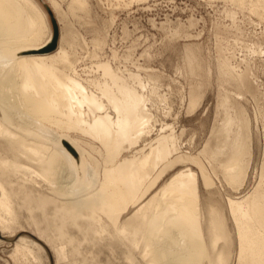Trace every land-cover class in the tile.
I'll list each match as a JSON object with an SVG mask.
<instances>
[{
  "label": "bare ground",
  "instance_id": "obj_1",
  "mask_svg": "<svg viewBox=\"0 0 264 264\" xmlns=\"http://www.w3.org/2000/svg\"><path fill=\"white\" fill-rule=\"evenodd\" d=\"M81 5L71 10L82 9ZM46 7L36 0H0V237H4L1 229L7 226L8 230L7 224L15 219L13 203L19 201L40 211L33 214L35 220L37 217V233L32 235L36 240L19 238L14 250L34 259L37 257L26 243L39 247L38 241L44 237L53 241L45 227L55 222L59 240L64 238L72 245L110 242L138 264H230L233 259L235 264H264V181L260 179L246 194L224 203L214 186L213 179L218 177L212 178L213 173L222 177V183L233 187L230 191L245 181L252 143L240 103L231 94L219 96L216 120L196 155L178 153L182 145L175 141L173 131L155 133L149 146L136 149L153 130L149 123L154 115L149 116L145 109L150 95L140 94L135 88L140 85L134 87L128 76L123 79L106 65L101 66L105 81L95 82L99 96L86 91L70 75L75 57L63 48L56 50L59 27L55 49L41 52L53 36ZM54 13L58 26L59 15ZM71 31L65 32L70 35ZM70 41L65 43L71 45ZM195 55L188 46L184 63L189 74L196 76L205 67ZM228 67L221 62L222 79L253 94L255 86L251 88L247 75H236ZM202 85L204 82L195 86L196 92L187 100L190 109L198 103ZM105 108L113 115L109 109V113L107 109L100 113ZM56 129L80 131L98 141L103 147L98 151L102 164L92 158V144L85 142L93 148L89 152L78 140ZM129 149L130 155L120 157ZM188 164L197 172L185 168ZM91 165L97 173L98 167L102 169L98 182ZM177 165L185 169L175 168ZM260 168L264 171V164ZM259 177L263 176L259 173ZM77 250L74 245L69 248L73 254ZM58 252L60 257L66 256L63 247Z\"/></svg>",
  "mask_w": 264,
  "mask_h": 264
},
{
  "label": "rangeland",
  "instance_id": "obj_2",
  "mask_svg": "<svg viewBox=\"0 0 264 264\" xmlns=\"http://www.w3.org/2000/svg\"><path fill=\"white\" fill-rule=\"evenodd\" d=\"M36 1L40 6H47L53 13L54 11L58 13L59 20H56L60 33L56 50L58 51L59 47L63 48L67 55H70L71 58L75 57L70 58L72 65L75 61V64L71 65L72 68L70 67V72L74 73H70V75L72 74L71 76L86 91L99 96L100 90L97 85L106 79L101 66L106 65L117 76L126 80L129 77L128 81L134 82L133 86L140 85L134 86L140 94L148 93V95H143L145 97L150 95L147 97L145 109L148 110L149 116L158 115L153 116L156 118L155 120L150 117L149 126L153 130L149 131L151 134H148L145 139L139 141L141 144L139 142L136 144V149H141L145 145L149 146V139L154 138L155 135L169 134L173 131L171 134L175 136V141L179 140L182 145L180 148L179 142L176 143L179 145L177 146L180 150L178 153L198 154L216 120L218 99L223 94H231L230 97L243 107L250 126L252 159L247 167L245 181L242 183L243 186L235 189L236 192L234 189V191H230L233 187L222 183L223 178L211 172L208 165L207 169L209 168L210 174H214H212V178L218 177L213 179L214 186L215 188L217 186V190L221 194L220 198L224 203H227L226 199L230 197L237 199L246 194L260 179L264 181V171L260 168L264 164V15L261 14L264 13L263 0H241V3L236 0ZM77 4H82V9L71 10V7ZM53 6L57 10H54ZM48 21L51 31L49 17ZM68 29L72 30L70 35L65 32ZM70 38L76 43L73 44ZM66 40H71V45L65 43ZM188 46L194 51L196 58H199V63L203 64L201 66L205 67H202L203 73L201 71L200 75L189 74L185 64ZM221 62H224L227 67L229 65L232 69L228 68L234 74L247 75L251 88L255 86L252 88L253 94L243 88L234 87V83L225 82L219 72ZM135 75L139 78L134 79ZM203 78L206 79L203 80ZM134 80H140V84ZM95 82L99 83L95 84ZM203 82L204 85L198 89L199 101L195 107L190 109L187 100L190 101L191 95L196 92L194 87ZM141 84L144 86L143 88ZM229 85L231 86L229 87ZM140 89H143V92ZM148 89L153 90L149 92ZM223 89H225L224 92ZM239 89L243 92L240 93ZM253 95L255 96L253 97ZM102 100L107 103L105 98ZM83 108L86 109L85 106ZM108 109L105 108L100 113H104L105 110L111 111ZM109 114L113 115V111ZM165 114L166 116H164ZM152 122L154 123L151 126ZM162 123L167 127L165 128ZM161 125L164 130L161 129ZM154 128L156 129L154 130ZM56 130L69 135L75 141L78 140L80 146L84 149L87 148L88 151L94 148L95 152H91V156L100 165L102 164V157L98 151L102 152L103 147L98 141L88 135L81 134L80 131ZM149 136L151 137L149 138ZM85 142L89 146L92 144L93 148L86 146ZM131 152V149L124 150L120 157L130 155ZM187 167L197 172L193 165L188 164L185 168ZM98 168L97 173L94 170V165L92 166L93 171L96 172L97 182L102 174V169ZM175 168L184 167L177 165ZM174 169L167 172L163 178H167ZM259 173L261 177L263 176L262 178L259 177ZM35 176L33 175L32 178H38ZM198 181L200 190L204 191L200 178ZM217 182L220 184L218 185ZM222 184L223 186H220ZM13 206L17 211L15 219L13 222L11 220V224H7L8 230L7 226L6 229H1L4 237H0V264H138L134 259L133 262L127 259L122 250L116 248L113 243L99 240L73 244L78 248V252L71 253L69 251V248L73 246L71 242L69 244L68 240L64 238L59 240L56 237L55 222L45 227L53 241H48V238L44 237L42 241H38L39 247L26 243L32 248L37 259L30 255L23 256L14 252L15 244L19 238H24L25 241L36 240L32 235L37 233V217L35 220L33 214L37 215L40 211L31 204H22L19 201H14ZM229 223H231L230 219ZM61 247L64 248L65 257L58 255V249ZM75 256L77 257L75 258ZM231 262L230 264H235L236 261L233 259Z\"/></svg>",
  "mask_w": 264,
  "mask_h": 264
},
{
  "label": "water",
  "instance_id": "obj_3",
  "mask_svg": "<svg viewBox=\"0 0 264 264\" xmlns=\"http://www.w3.org/2000/svg\"><path fill=\"white\" fill-rule=\"evenodd\" d=\"M46 11L50 17V21H51V24H52V29H53V36L49 42V44L43 48L41 50V52H51L55 49L56 47V42H57V39H58V26L56 24V21H55V18L52 14V12L50 11V9L48 7H46Z\"/></svg>",
  "mask_w": 264,
  "mask_h": 264
}]
</instances>
